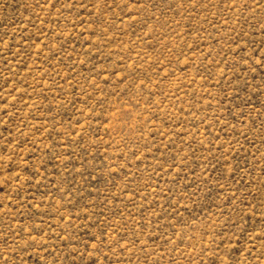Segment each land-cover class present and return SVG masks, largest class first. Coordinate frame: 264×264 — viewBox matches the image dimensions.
Here are the masks:
<instances>
[{"label":"rangeland","instance_id":"obj_1","mask_svg":"<svg viewBox=\"0 0 264 264\" xmlns=\"http://www.w3.org/2000/svg\"><path fill=\"white\" fill-rule=\"evenodd\" d=\"M0 264H264V0H0Z\"/></svg>","mask_w":264,"mask_h":264}]
</instances>
